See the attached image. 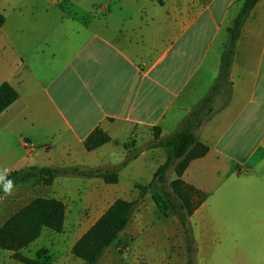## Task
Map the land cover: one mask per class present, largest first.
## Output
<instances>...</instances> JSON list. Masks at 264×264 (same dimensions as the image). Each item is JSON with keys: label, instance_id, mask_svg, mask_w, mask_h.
Listing matches in <instances>:
<instances>
[{"label": "crops", "instance_id": "obj_1", "mask_svg": "<svg viewBox=\"0 0 264 264\" xmlns=\"http://www.w3.org/2000/svg\"><path fill=\"white\" fill-rule=\"evenodd\" d=\"M97 1L78 0L75 14L58 0L0 5L6 19L0 86L19 93L0 114V177L79 166L119 168V182L61 176L51 186H13L11 195L0 194V214L48 198L64 202L67 212L90 208L97 221L116 200H137L135 185L149 184L167 160L164 149L149 148L154 129L170 136L209 95L242 6L241 0H104L93 10ZM230 81V97L218 93L195 132L209 152L183 175L206 196L191 223L202 260L206 242H260L264 259V0L242 29ZM96 129L118 144L88 152L85 141ZM162 218L147 195L120 237L136 248L184 242L177 219ZM246 229L262 239H246ZM237 246L227 258L237 255Z\"/></svg>", "mask_w": 264, "mask_h": 264}, {"label": "trees", "instance_id": "obj_2", "mask_svg": "<svg viewBox=\"0 0 264 264\" xmlns=\"http://www.w3.org/2000/svg\"><path fill=\"white\" fill-rule=\"evenodd\" d=\"M260 0H241L242 6L237 18L229 28V37L221 55L219 74L211 92L195 108L181 127L170 136L161 138V130L154 129L155 142L149 148H162L167 153L166 162L154 174L149 184H136L139 198L134 201L116 200L94 225L74 244L71 253L85 264H98L104 253L120 237L131 223L136 206L147 195H151L161 215L175 217L179 223L185 243L187 264H195L198 251L194 238L191 218L206 196L195 187L186 184L183 175L190 164L204 158L209 147L199 141L195 132L203 126L213 112L212 103L222 90L231 95L230 71L233 64L236 45L242 29L254 7ZM163 4V0H157ZM5 16L0 12V32L5 24ZM19 99V93L8 83L0 86V114ZM113 142L109 135L96 129L85 141V148L92 152L103 145ZM130 158L123 163L126 166ZM119 168L85 169L82 167L49 168L31 167L13 171L3 181L12 180L13 186L35 182L51 186L57 177H81L102 179L107 185L119 182ZM174 171L175 179L168 181V175ZM4 193L3 183L0 194ZM67 207L56 199L37 198L13 214L0 228V251L12 252V259L19 264H46L42 258L30 259L19 253L36 242L44 230L62 234L65 227Z\"/></svg>", "mask_w": 264, "mask_h": 264}, {"label": "rangeland", "instance_id": "obj_3", "mask_svg": "<svg viewBox=\"0 0 264 264\" xmlns=\"http://www.w3.org/2000/svg\"><path fill=\"white\" fill-rule=\"evenodd\" d=\"M16 0H0V5H6ZM78 0H58L60 6L68 14H75L74 4ZM100 1L93 6L96 9ZM109 3V0H107ZM109 9V8H108ZM131 179V177H129ZM175 178L172 170L168 175V181ZM122 184L129 185L122 176ZM146 184V183H144ZM130 195V193H127ZM2 208L0 207V213ZM72 208L67 212L64 231L58 234L44 230L41 237L26 249L19 253L30 259L42 258L46 264H85L84 261L74 257L71 249L74 244L88 231L91 225L99 217L93 214L90 208L80 210ZM12 214H0V228L8 221ZM162 220H166L162 218ZM181 231V230H180ZM182 234V233H181ZM246 239L257 241L262 235L253 231H244ZM197 243V242H196ZM204 258L200 257V251L195 256V264H264L260 242H206ZM237 244V255L227 258L229 249ZM136 248L131 242H123L122 237L104 253L98 264H187V255L184 242H141ZM198 247V245H197ZM141 253V254H138ZM12 252L0 251V264H19L12 259ZM231 256V255H230Z\"/></svg>", "mask_w": 264, "mask_h": 264}, {"label": "clouds", "instance_id": "obj_4", "mask_svg": "<svg viewBox=\"0 0 264 264\" xmlns=\"http://www.w3.org/2000/svg\"><path fill=\"white\" fill-rule=\"evenodd\" d=\"M5 172H7V169H5ZM0 182L3 183V190L5 195H11L14 182L12 180H7L6 182H4L3 177H0Z\"/></svg>", "mask_w": 264, "mask_h": 264}]
</instances>
